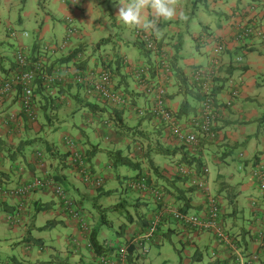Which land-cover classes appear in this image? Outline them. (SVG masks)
Wrapping results in <instances>:
<instances>
[{"label": "crops", "instance_id": "crops-1", "mask_svg": "<svg viewBox=\"0 0 264 264\" xmlns=\"http://www.w3.org/2000/svg\"><path fill=\"white\" fill-rule=\"evenodd\" d=\"M49 1L52 6V11L50 9L49 12L44 14L31 37L28 34V37L26 38H30L29 42L26 44L24 43V39L26 38H21L19 41H21V43L28 49L35 46L40 47L44 44L51 45L59 43L65 36V18H72L78 33L69 40V46L64 52L56 54L55 56H48L47 61L49 63H52L53 61H61L63 63H55L54 66L70 65L72 63V52L80 50L85 55L84 61L82 62L85 63L84 65L89 67L94 66L96 68L109 66L108 69L114 73L113 77L116 88L125 91V88H128L126 79L130 78L133 81L134 79L132 74L125 67L124 62L143 63L152 68L154 67V64H156V59L154 58L153 53L145 52L144 54L143 51H139V49L133 45L136 41L134 34L135 28H130L119 22V18L117 17L119 7L117 0ZM174 2L185 18H173L168 21H160L159 33L153 34L152 37L156 44L161 45V50L165 51L169 62L177 63V66L181 68L189 84L193 82L191 76L192 73L195 70L205 68L208 65L209 54L212 47L215 44H222L224 46V51L220 55V66L217 73L218 80L220 81L216 80L215 82L216 105L218 106V104H220L219 108L222 115L215 127L217 134L216 139L214 141L201 139L198 150L195 153H191L186 149H181V145L174 138L167 136L164 128L148 115L138 117L132 110H130V108H114L109 106L110 109L106 121H111L113 125L110 128L102 126L94 131V135L97 137L95 144H91V134H87L82 126L79 129L80 138L75 142L80 150L84 152V157L86 158L85 163H87L88 168L93 174L103 177L104 182L111 178L112 180L118 181L120 184H124L128 180H125L124 176H121L116 169L114 170L109 163L106 162L105 164H102L98 161L96 155L97 150L105 151V147L108 148L106 150L112 148L121 151L122 149H116L111 146L122 145L123 148L126 147V154H124L132 161L138 162L140 165L139 169L136 168V174L147 176L153 187L162 188L163 200L165 203L171 207L184 206L183 202L187 197L189 198V202H187V207L189 208L188 212L191 213L194 210V213L204 216L207 211V204L203 197L204 194L195 188L193 194L189 195L188 188L191 187V184L188 180H186V183H172L173 178L176 176L175 172L178 166L189 168L192 171V178H201L199 177L201 175V170L207 169L205 163L207 151L215 148L216 150H214L211 159H213L214 162H224L221 158L226 156L237 155L242 158L243 151H241V149L253 147L252 143H254L255 146L252 150L253 152L247 157V159H241V165L248 168L249 173L251 166L264 161V51L262 48L264 38L263 40L251 39L243 43H238L236 40V34L245 26H256L264 32V2L263 0H174ZM189 12H193V17L191 20L187 21L186 19ZM194 22H197V27L194 26L196 25ZM54 24H60L62 26L60 40H56L57 37ZM101 31L105 35L98 39L95 38L96 33ZM47 34L48 36L44 37ZM125 35L130 36L131 39L125 37ZM112 38H114L115 41ZM110 42L116 43L118 47L122 45H130V48L137 49L138 54L140 55H138V57L133 55L130 58L128 53H122L119 50L112 54H107L105 52L103 57L99 56V62L98 60L93 59L95 51H99L102 47V49H104V46ZM180 42L183 44L182 50L176 52V49L179 48L178 44ZM87 47H90L91 49H88ZM13 48H15V42H13ZM194 52H197L198 56H195ZM111 56L114 57V69L111 68ZM237 57L241 59L239 62L235 61V58ZM117 59H119V61ZM13 66L14 58L9 61L7 68L2 67L0 71H6ZM230 79L234 82L239 94L238 97L233 100L232 106L226 108L223 106V101L228 98V95L225 92V84L226 81ZM222 84H224L223 87ZM134 86V91H130L131 105L133 106V109L142 108L141 105L139 106L137 100L142 97L144 99V106H146L147 99L141 92L140 88L137 87L135 81ZM166 88L167 106L170 109L177 111L181 102L174 99V97L177 96L175 93L178 87L176 86V79H174L173 75ZM73 89H75V93L77 94V100L84 101L85 105H92L88 102V97L84 95V99L80 100V95L78 94L80 93L78 91L79 88L72 84L58 86L57 94L63 96L65 93H71ZM41 92V95L37 93V106L40 110L38 112V120L39 113L43 116L40 107H47L48 101V95L43 91ZM40 99H44L45 103H40ZM94 99L101 101L105 106L107 105L104 101L98 98L94 97ZM195 102V106L192 107L194 108L192 113L197 114L199 99H196ZM93 105L95 106L93 108L94 113H102L104 111V108L97 107L95 104ZM16 108L17 105L12 101L5 103L0 109V120L10 110H15ZM117 118L121 119L122 125L121 127L114 128ZM126 119H136L138 122L137 127H129L126 124ZM141 120H144L145 122L141 123ZM48 122H50V120H48ZM144 123L150 126L154 145L148 143L152 138L147 136V130L142 127ZM47 124L49 123L44 119L43 121H40L38 126H36V124H25L24 128L16 133L13 127H5L0 121L1 149L6 147V149L10 150L8 156L5 153L0 155V184L4 187L11 188L18 183L30 181L36 177L45 176L52 178L62 186L64 183H67L72 186L74 192L70 193L65 187H63L66 196L74 201L78 208L84 211L86 218L92 227L95 225L97 219L90 215V212L84 208V202L89 199H95L93 198L94 191L99 194H105L106 192H104V190L99 192L98 190L90 189L80 180L75 168L70 166L68 162L67 154L69 149L63 141L60 148H57L54 145H46L45 149H42L44 152L37 149L34 154L27 159L24 157L22 160H19L17 159V156L11 153V148L16 147L15 145H20L19 147L25 145L22 143V139L17 142V140L20 139L21 134L29 136L31 133H38L43 130ZM138 126H141L140 129ZM138 132H142L144 136L138 134ZM94 145L97 146V149H95ZM159 150L168 156V160H170L169 164H166L165 161H163L161 165L157 164L154 161V158L151 157L152 151ZM37 151L41 154L43 153L42 157L44 156L42 164H45L46 167L43 170L40 169L41 163H39L35 156ZM183 152H186L189 161L194 157L200 158L202 166L200 172H197L200 173V175L196 173L197 168L195 163L189 165L188 163L186 164L184 159H182ZM175 154H178L177 158H175ZM149 163H151V167L149 166ZM144 167L145 169H143ZM151 176L154 178L152 179ZM192 178H190V181ZM160 179L166 183L165 187H162L159 184L157 185L158 180ZM78 181L82 183V186H84L83 188L87 190L86 192H80L76 186L73 187V184ZM207 181L208 177L206 175V182ZM249 185L252 186L253 183H250ZM252 187L257 191V196L254 198H259V191L256 188V184ZM220 191L221 192L218 196L221 198L220 203L225 216L224 224L226 229H229L234 235L239 236L237 241L241 251L245 250L247 253L257 254L258 261L254 264H264V239L261 241V245H258L252 238H250L252 236V230L256 225H261V227L264 228V208L261 207L260 209L261 220L258 224L255 223V220L253 221L252 211L249 206V217L247 219L242 218L245 220L246 224L238 225L236 219L240 209L238 208L239 206L236 199L237 191L234 187L226 184L221 186ZM127 193L134 195L131 206L137 208L138 211L134 216L131 215V222H128L123 216L125 224L118 223V226L120 227L117 230L113 241H108L103 238L102 240L98 239L99 243L112 242L116 243V245L119 244L120 242L118 239L122 234L135 228L143 229L147 219L155 210V199L152 194L138 191L123 192L125 196ZM48 194L47 189L40 192L36 191L24 199L25 204L20 223L23 222L24 218H30L32 228H37L35 224L37 220L36 215L37 213H42L44 219L47 218L45 219V225L40 229L52 231L56 228L55 224L59 220V224L68 230V234L63 238L60 234H52L49 232V240L51 244L55 243L56 246L46 245L45 242L47 239H33L31 247L35 245L37 248L35 254L43 253L46 249L59 252V241L62 240V242L67 244V236L77 234L75 223L65 216L58 199L54 197L52 192L49 197ZM231 194H234V197L230 201V198L227 195ZM44 197H46V201L43 202L41 201V198ZM126 198L127 197L123 200L117 198L120 200L118 201V204L124 206L123 210H125V206H128L125 201ZM17 202L18 200L13 198H0V204L5 210V213L12 211ZM142 209L145 213H140V210ZM28 210L30 212H28ZM116 210L122 209L119 208ZM229 212L232 214L228 215ZM24 214L27 215L24 216ZM230 217L233 218V223H231V225L230 223L227 224V222L230 221ZM126 224L129 226L127 227ZM227 225L232 226V228ZM167 232L171 235L172 233L180 232V230L179 228L173 227V225L162 226L159 229L156 242H154L150 248L158 247V240L161 236L167 235ZM185 237H189L194 244L197 243V246L203 245L205 248L208 246V250L211 246L212 252H216L218 257L220 256L224 262L229 263V257L231 254L223 248H215L211 234L202 233L196 236L194 233L189 232L186 233ZM67 247L69 249L68 244ZM66 251L68 252L69 250ZM197 252L198 249H196V253ZM78 253L80 254L81 260L85 258V254L82 253L81 250ZM86 253L91 252L86 251ZM27 255L31 256L32 254H29L28 251ZM49 257H52V255H49ZM211 259L208 264H214V261H211Z\"/></svg>", "mask_w": 264, "mask_h": 264}, {"label": "built area", "instance_id": "built-area-1", "mask_svg": "<svg viewBox=\"0 0 264 264\" xmlns=\"http://www.w3.org/2000/svg\"><path fill=\"white\" fill-rule=\"evenodd\" d=\"M264 2V0H263ZM65 36L59 43L44 44L37 48L34 54L19 41L28 37L25 30H9V37L14 39L15 48L13 51L14 66L6 71H0V109L5 103L12 101L17 108L10 110L1 118V123L5 127H13L16 131L24 128L25 124H37L39 108L37 106V90H42L50 102L58 101L62 95L57 94L58 86L72 84L84 91V96L95 97L104 101L114 108H130L138 117L150 116L159 123L167 136L174 138L181 146L191 153H195L199 147V139L207 138L208 141L216 139V124L221 118V111L216 105L215 82L220 55L224 51L222 44H215L209 54V62L205 68H199L192 73V80L198 87L200 96L199 107L195 117H190L188 121H178L176 111L167 106V84L171 78V70L168 56L164 50H158L155 40L149 34H143L134 30L135 38L142 42L146 51L154 54L158 70L153 81L148 79V67L143 63L124 62L125 67L137 81L141 92L147 99V105L142 108H134L131 105V95L116 88L113 74L110 70L94 66L80 65L84 61V53L78 52L71 59L70 65L53 66L49 69L48 56H55L64 52L69 46V40L78 33L72 18H65ZM264 32L256 26H245L237 34L238 43L247 40H263ZM264 51V41L262 42ZM241 59L235 58L236 62ZM78 65V66H77ZM145 76V80H142ZM225 92L228 98L223 101V106L230 108L232 102L238 97V90L234 82L230 79L226 81ZM52 98V99H51ZM111 121H105L103 126L110 128ZM65 144L68 146V162L73 165L80 180L90 189H98L103 184L101 176L93 174L84 163V152L81 151L76 142L66 138ZM36 158L41 163V154L36 153ZM176 174L191 176L192 171L184 166L176 168ZM202 177L191 179V185L203 192L207 197L208 206L206 214L183 212L177 207H171L163 200V193L158 188L150 185L149 179L145 175L126 181L127 188L138 192H146L153 195L156 203L155 210L147 219L143 229H132L122 234L118 239L120 242H103L99 253H93L92 244L88 238L91 234V226L80 208L67 198L63 188L50 177H36L30 181L18 183L16 186L7 188L0 185V198H13L18 200L11 213L6 214V221L9 225L16 226L21 221L24 209V199L33 192L52 189L54 195L60 202L64 214L71 218L77 225L78 231L74 236L77 247L94 254L99 264H145L149 254L150 246L156 242L159 229L164 225H173L179 228L184 236L186 233L199 235L209 233L213 237L215 248L220 247L227 250L230 262L226 264H253L258 261L257 254L252 253L245 260L241 255L238 243L233 239L224 225L223 211L219 201L210 195L206 185L207 169L201 170ZM251 181H253L259 191V198H251L250 205L253 207L255 223L260 222V209L264 208V161L251 166L249 171ZM256 214V217H255ZM261 225L255 226L252 230L251 238L261 245L264 233ZM77 250V249H76ZM79 250V249H78ZM75 251V252H78ZM216 252L211 253V258L217 262ZM216 264H224L218 261Z\"/></svg>", "mask_w": 264, "mask_h": 264}, {"label": "rangeland", "instance_id": "rangeland-1", "mask_svg": "<svg viewBox=\"0 0 264 264\" xmlns=\"http://www.w3.org/2000/svg\"><path fill=\"white\" fill-rule=\"evenodd\" d=\"M51 7L52 6L49 0H0V69L2 67L7 68L9 65V61L13 59L14 39H11L9 37V30H25L31 37L32 33H34L36 30V26L43 18L44 14L46 12H49ZM194 23L196 24L194 26L197 27V22ZM54 29L56 30V40H60L62 26L60 24H54ZM104 35L105 34L102 31L97 32L95 38L98 39L103 37ZM47 36L48 34L44 37ZM125 37L131 39L130 36L125 35ZM112 39L114 40V38ZM29 40L30 38L24 39V43H28ZM104 47V49H102V47L99 51H95L93 59L98 60L99 62V56L103 57V54L105 52L107 54H112L116 53L119 50L122 53H128L130 58L133 55L136 57L140 55L138 54V50L131 49L130 45H122L118 47L116 43L110 42ZM87 48L91 49L90 47ZM194 55L198 56L197 52H194ZM113 59L114 57L111 56L112 69L115 68V62ZM126 83L129 89H125L128 92L132 90L134 91V81L130 78H127ZM78 91L80 92L78 93L80 95V100L84 99V91L81 88H79ZM76 95L77 94L75 93V89H73L71 93H65L62 97L58 98L59 100H61L60 103H58V101H54L53 104L50 102L47 103L45 114L47 117H49V124H47L44 129L38 133H31L29 134V136L21 134L20 139H18L17 142L21 139L23 142H30L23 145V147H20V149H17L18 145H15L16 147L11 148V153L17 156V159L22 160L24 157L26 159L28 157H31L37 149L41 151L42 149L44 150L46 145H54L57 148H60L62 141L63 143H65L66 138H70L74 141L79 139V129L82 126L84 127L83 129L87 134H91V144H95V140L97 137L94 135V131L101 128L103 126V123L106 121L110 109L109 105H106L108 106L106 107L101 101L96 100L93 97H88L87 100L89 103L95 104L97 107L104 108V111L102 113H94L88 105L84 104V101L77 100L76 97H74ZM174 99L180 102H182L183 99H186L189 105H191L192 107L195 106L196 103L193 98L189 96L184 98L181 94L175 96ZM137 102L139 106H144V99L142 97L138 99ZM40 103L44 104L45 100L40 99ZM43 119V116H41L39 113V120L36 126H38L40 124V121H43ZM142 122L145 121L141 120V123ZM137 123L138 122L136 119H126V124L131 128L137 127ZM140 127L141 126H138L139 129ZM142 127L147 130V136H150L152 138V140H149L148 143L150 145H154L153 134L150 131V126L144 123ZM252 145L253 147L241 149V151H243L242 158L238 157L237 155L226 156L221 158V160L224 162H214V160L211 159L214 150H216L215 148H212L211 150L206 152L205 163L207 167L208 177L206 185L208 186L209 192L211 195L216 194L220 191L223 184L234 187V189L237 191L236 199L239 206L238 208L240 209V212L238 213L236 219V223L238 225L246 224L245 220L243 219H247L249 217L250 198H254L257 196V191L252 187L255 185V183L250 179L248 168L241 165V159H247V157L252 154V150L255 147L254 143H252ZM94 147H96V145H94ZM111 147L122 149L123 155L126 154V147L123 148L122 145H115ZM106 149L108 148L105 147V151H97L96 159L102 164H105L107 162L109 163V165H111L110 160L108 159L106 154ZM109 150H112V148ZM2 153L3 151L0 147V155H2ZM42 154L41 161L44 158V156L42 157ZM175 155V158H177L178 154ZM151 157H153L154 161L160 165L163 161H165L166 164L170 163V160H168V156L165 155V153H162V151H152ZM45 167L46 165L43 164L40 169L43 170L45 169ZM113 169L115 170V168ZM143 169H145V167ZM116 171L124 177H133L136 174L135 169H131L126 166L118 167L116 168ZM153 178L154 177H152V179ZM249 182L253 183V185L250 186ZM103 183V190L104 192H108V195L99 194L98 192L94 191L93 198L95 199H89L85 201L84 208L89 211L90 215H92L94 218L99 217L100 212L98 211H101V215H103L108 221L109 227L108 225H105L100 228L98 239L102 240L103 238H105L108 241H113V238L115 237L117 230L120 227L118 226V223L125 224V222L123 221V216L125 217V215L127 214L130 216H134L138 209L134 206H131L134 195L127 193L125 196V194H123L126 186L125 183L120 184L118 181L112 180L111 178L106 180L105 182L103 179ZM158 184L162 187L166 186V183L161 179L158 180L157 185ZM60 186L62 188L65 187L70 193L74 192L72 186L67 183H64L63 186L60 184ZM75 186L79 189L80 192L87 191L83 188L84 186H82V183H80L79 181L73 184V187ZM157 188L162 190V188L160 187ZM47 192L49 193L48 197L51 195V192L54 195L52 189L51 192L50 189H47ZM125 197H127L125 201L128 206H125V210H116L114 206L119 203V199L123 200ZM41 201H46V197L41 198ZM227 210L230 211L229 209ZM28 212L30 211L28 210ZM194 212L195 211L193 210L191 213ZM140 213H145V211L142 209L140 210ZM26 215L27 214H24V216ZM36 217L37 220L35 224L37 228H32V222H30V218H24L22 223L19 222L20 224L12 226L7 223L6 213L0 205V264H99V262L94 258L93 254L86 253L87 250H85L84 248H81V252L85 254V258L81 260L80 254L78 252L73 253L71 251V247L69 246L68 249L67 244L65 242H62V240L59 241V252H54L51 249H46L43 253L35 254V250H37V248L35 247V245H33L29 251V254L32 255L28 256V250L26 248L28 244L32 245L33 239H47L45 242L46 245L56 246L55 243L51 244L48 233L50 232L52 234H60L63 238L66 234H68V230L61 224H59V220L55 224L56 228L52 231L40 229L43 225H45V219L47 217L44 219L42 213H37ZM229 220L230 221H228L227 224L230 223L231 225V223H233V218L230 217ZM230 225L227 226L229 227ZM126 226L128 227L129 225L126 224ZM230 228H232V226H230ZM158 245V247L150 248L149 254L145 260V264H188V262L191 260L192 253L196 251V249H198V252H200L202 256V261L198 264H208L211 259V246L209 250L208 246L206 248L203 245L197 246V243L194 244L189 237H185L182 233L179 232L172 233L169 236H161L158 240ZM66 250L69 251L67 252ZM49 255H52V257H49ZM211 261L215 260L211 259Z\"/></svg>", "mask_w": 264, "mask_h": 264}, {"label": "trees", "instance_id": "trees-1", "mask_svg": "<svg viewBox=\"0 0 264 264\" xmlns=\"http://www.w3.org/2000/svg\"><path fill=\"white\" fill-rule=\"evenodd\" d=\"M192 17H193V12L191 13V12H189V14H188V16H187V21L188 20H191L192 19ZM159 27H160V24H159ZM140 33H143V34H148V33H146V32H143V31H141V30H138ZM150 35V34H149ZM153 35V34H152ZM152 35H150L151 37H152ZM153 38V37H152ZM137 49H139V51H143V53L145 54V52L146 53H148L149 51H146L145 50V48H144V45L142 44V42H138V40H136L135 42H134V44H133ZM179 48H177L176 49V52H179V51H181L182 50V47H183V44L180 42L179 44ZM156 47H157V49L158 50H161V45H158V44H156ZM37 48L38 47H32L31 48V53L32 54H34L35 53V51L37 50ZM78 52H81L80 50H75V51H73L72 52V55L73 56H71V59L76 55V53H78ZM68 58V57H67ZM118 61H119V59H117ZM55 63L56 64H60V63H62L61 61H57V62H52V63H49V69H51L54 65H55ZM63 64V63H62ZM85 63H81L80 65H84ZM169 65H170V70H171V77H172V75L174 76V79H176V86L178 87L176 90V93H175V95H180V94H182L183 95V97L184 98H186V97H191V98H193V99H200V96H199V93H198V87L196 86V84H194V82H192L191 84H189L188 83V81H187V78H186V76L183 74V72H182V70H181V68H179L178 66H177V63H173V62H169ZM78 66V65H77ZM145 66H147L148 67V73H149V75H148V79L150 80H152L153 81V79H155V75H156V73H157V70H158V65L157 64H154V67L152 68V67H150V66H148V65H146L145 64ZM108 67L109 66H107V67H104V68H106V69H108ZM118 68V67H117ZM11 69H12V67H11ZM109 70V69H108ZM113 75H114V73L113 72H111ZM145 76H142V80H145ZM134 79V78H133ZM215 80H218V77L215 79ZM134 81L137 83V81L134 79ZM218 81H220V80H218ZM121 83V82H120ZM127 84V83H126ZM223 85L224 84H222V87H223ZM137 87L139 88V86H138V83H137ZM42 90H37L36 92L38 93V94H40L41 95V92ZM125 92L126 93H129V95H130V93L131 92H128L126 89H125ZM213 94H215V89H214V92H213ZM76 97V96H75ZM48 99V101H47V103L48 102H50V99L49 98H47ZM76 99H77V97H76ZM50 103H52V102H50ZM133 103V102H132ZM92 110H93V108L95 107L93 104L92 105H88ZM41 108V112H42V115H43V117H44V120L45 121H47V123H49L48 122V120H49V117H47L46 116V114H45V111H46V106H42V107H40ZM194 111V108H192V106L191 105H189V103H188V101L186 100V99H183L182 100V102L180 103V106H179V108H178V110L176 111V113H175V116H176V118H177V120L178 121H188L189 119H190V117H195L196 115V113L194 114V113H192ZM194 114V115H192V114ZM150 117V116H149ZM182 119V120H181ZM150 120V119H149ZM38 122V121H37ZM122 121H121V119L120 118H117L116 119V124H115V127L114 128H116V127H121V125H122V123H121ZM122 127H124V126H122ZM14 130V129H13ZM15 132L17 133V131L15 130ZM138 134H141V135H143L144 136V134H142V132H138ZM201 139H206L207 141H208V139L207 138H200L199 139V145H200V140ZM28 142H30V141H26V142H22L23 144H27ZM2 143V142H1ZM77 145V144H76ZM20 146V145H19ZM17 147V149H19L20 147ZM1 147V146H0ZM77 147L79 148V146L77 145ZM80 149V148H79ZM95 149H97V146L95 147ZM181 149H185L183 146H181ZM2 151H3V153H5L7 156H8V153H9V151L10 150H8V149H6V147L4 148H2L1 149ZM97 151H99V150H97ZM159 151H161V150H159ZM188 151V150H187ZM106 154H107V157H108V159L110 160V163H111V165L113 166V168H118V167H123V166H126V167H129V168H131V169H135L136 170V168H140V165L138 164V162H134V161H132L130 158H128L126 155H123V152L121 151V150H115V149H112V150H107L106 151ZM12 156V155H11ZM64 156V155H63ZM66 156V155H65ZM67 156H68V154H67ZM90 156V155H89ZM182 159H184L185 160V162H186V164L188 163L189 165H192L193 163H195L196 165V168H197V170H196V173L197 172H200V169H201V166H202V163H201V160H200V158H196V157H194V158H191V160L189 161V159H188V156H186V152H183V156H182ZM85 161H86V158H84V163H85ZM70 166H72L73 167V165H71L70 164ZM149 166L151 167V163H149ZM198 175H200V173H197ZM201 175H202V173H201ZM199 176V177H202V176ZM139 176H141V175H138V174H136L134 177H132V178H130V177H124V179L125 180H130V179H135V178H138ZM190 178H192L191 176H182V175H179V174H176V176L173 178V180H172V183H186V180H188V182H190V184H191V181H190ZM1 185V184H0ZM102 186H103V184L98 188V189H93V190H98L99 192H101V191H103V188H102ZM196 187L195 186H192L191 185V187L190 188H188V193H189V195H191V194H193V192H194V189H195ZM126 191H133V189H130V188H127L126 186H125V189H124V193L126 192ZM221 191H219V192H217L216 194H214L213 196H214V198H216L218 201H219V203H220V197L218 196L219 195V193H220ZM202 194H203V192H202ZM210 194V193H209ZM105 195H108V192H106L105 193ZM211 195V194H210ZM227 196H229V198H230V201L233 199V197H234V194H231V195H227ZM204 197V200H205V203L207 204V206H208V201H207V197L206 196H203ZM177 199H178V197H177ZM185 199V198H184ZM180 200V199H179ZM179 200H177V201H179ZM187 202H189V198H187L186 197V199H185V201L183 202V204H184V206H178L177 207V209L178 210H182L183 212H187L188 211V207H187ZM1 205V204H0ZM220 206H221V203H220ZM124 206H122L121 204H118V205H116V206H114V208L115 209H117V208H121V209H124L123 208ZM98 208V207H97ZM250 209H251V211H252V215H254V213L255 212H253V207L250 205ZM13 210V209H12ZM99 210V209H98ZM5 211V210H4ZM9 213H11V211L10 212H8V213H6V214H9ZM232 213H229L228 215H231ZM66 216V215H65ZM67 217V216H66ZM225 216H223V220L225 221V218H224ZM255 217H256V214H255ZM67 218H69V219H71L69 216L67 217ZM125 218L127 219V221L129 222H131L132 221V218H131V216L130 215H125ZM96 219H97V221L95 222V225L94 226H92L91 228V234H90V236H89V238H88V240H89V242L92 244V247H93V253H99L100 252V250H101V245H100V243H99V240H98V236H99V232H100V228L101 227H103V226H105V225H108V227H109V223H108V221L105 219V217L103 216V215H101V212L99 213V217H96ZM142 219V218H141ZM252 219H253V221L255 220L254 219V217H252ZM143 221V220H142ZM146 222V221H145ZM146 225V224H145ZM225 225V224H224ZM75 228H76V230L78 231V227H77V225L75 224ZM227 233H229L230 234V236L233 238V239H235V241L236 242H238L237 241V238H239V236L238 235H234L233 233H231L230 232V230L228 229L227 230ZM170 234L167 232V235H165V236H169ZM74 236L75 235H68L67 236V244H68V246H70L71 247V251L73 252V253H76L75 251H77L78 249V252L81 250V248L82 247H77V245L75 244V242H74ZM251 238V237H250ZM264 239V238H263ZM29 245V244H28ZM77 249V250H76ZM252 253H247V251H245V250H243V251H241V255H242V257H243V259L245 260L249 255H251ZM202 261V256H201V254H200V252H197L196 253V251L195 252H193L192 253V255H191V260L189 261V264H193V263H200ZM217 263V262H216ZM215 263V264H216ZM254 264V263H253Z\"/></svg>", "mask_w": 264, "mask_h": 264}, {"label": "clouds", "instance_id": "clouds-1", "mask_svg": "<svg viewBox=\"0 0 264 264\" xmlns=\"http://www.w3.org/2000/svg\"><path fill=\"white\" fill-rule=\"evenodd\" d=\"M117 3L119 6L117 17L119 18L120 23L130 28L141 30L150 35L159 33V23L162 20L168 21L173 18H180V19L185 18L183 13L179 11L178 6L174 2V0H117ZM36 153H40V152L37 151ZM149 183L151 186H153L150 180ZM155 207H156V203H155ZM82 212L84 213V211ZM84 215L86 216L85 213ZM30 248L31 245L30 244L27 245L26 249L28 251H30ZM218 261H221L224 264L228 263V262H224L220 258V256L217 257V262ZM215 263L216 260L214 261V264Z\"/></svg>", "mask_w": 264, "mask_h": 264}]
</instances>
